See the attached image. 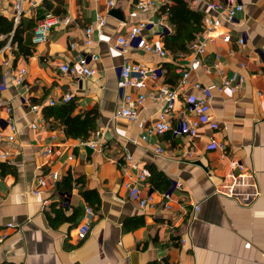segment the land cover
<instances>
[{"label":"crops","instance_id":"crops-1","mask_svg":"<svg viewBox=\"0 0 264 264\" xmlns=\"http://www.w3.org/2000/svg\"><path fill=\"white\" fill-rule=\"evenodd\" d=\"M139 1L116 0L111 9V0H32L16 19L15 0H0V17L13 21L14 27L36 25L48 12L70 20L53 30L46 43L32 41L29 57L18 55L9 42L0 51V101L11 104L18 131L9 143V117L0 111V149L12 156L0 163V239L5 236L0 264H264V0H239L244 10L236 24L217 16V27L208 36L203 34L206 4L190 1V8L203 16L199 35L206 47L198 56L190 55L188 47L178 65L135 49L125 54L116 49L119 39L140 22L149 23L144 36L167 49L161 34L163 27L173 31L167 16L137 11ZM113 11L120 20L110 16ZM98 17L106 21L102 28ZM157 22L161 26L153 28ZM89 28L94 31L88 47ZM241 35L246 37L243 49L236 44ZM82 55L99 57L90 64L94 77L61 73L63 65L75 64ZM217 59L224 75L245 80L238 93L216 91L223 78L212 67ZM126 63L160 69L162 83L175 89L189 69L192 80L212 90L197 138L167 134L142 141L163 109L150 100L138 121L115 118L123 95L117 70ZM22 70L25 86L14 80ZM67 94L74 97L69 104L74 116L97 114L96 131L87 140L67 137L61 122L49 115L50 101ZM186 94L201 95L193 88ZM31 106L40 107L39 114ZM40 118L45 120L42 130H31ZM95 138L101 151L87 144ZM213 141L222 149L213 148ZM47 146L53 147L50 157L43 155ZM157 148L165 153L157 154ZM152 167L171 183L183 185L171 192V211L164 209L163 192L152 187ZM52 173L60 175L59 181L33 194L38 180ZM141 173L148 178L138 188L140 197L152 195L154 210L142 209L126 188ZM84 192L93 196L91 204ZM86 208L95 218L81 240L77 229Z\"/></svg>","mask_w":264,"mask_h":264},{"label":"built area","instance_id":"built-area-1","mask_svg":"<svg viewBox=\"0 0 264 264\" xmlns=\"http://www.w3.org/2000/svg\"><path fill=\"white\" fill-rule=\"evenodd\" d=\"M163 0H140L135 8L139 12H157L161 6ZM195 3H204L207 6V14L204 18V32L206 36L210 35L217 27V16L222 17L225 21L230 24H236L238 15L243 12L244 8L239 0H196ZM31 4L32 0H15V17L19 19L24 12L25 5ZM116 0H111L110 8H114ZM97 22L100 28L104 27L106 21L103 17H98ZM70 20L60 19L52 13H46L43 18L37 23V26L33 32V44L40 45L48 41L50 33L61 25H69ZM161 26L160 22H157L154 26ZM149 29V23L140 22L133 26L127 34L119 39L116 49L120 53H127L129 50L135 49L146 54L157 56L162 60H168L171 63L176 62L177 65L186 56L179 54L175 58L171 56L170 52L162 45H158L148 40L144 36V32ZM164 29V31H163ZM93 29L89 28L85 33V45L91 46L93 43ZM161 34L168 33V29L163 27ZM202 35H199L196 40L190 44L189 52L190 55L198 56L204 53L206 43L201 41ZM224 40L229 43L231 42V35L227 34ZM8 44V47L10 46ZM239 49H243L246 46V37L241 35L237 42ZM75 48V46H72ZM99 57L82 55L78 58L77 62L72 65H63L60 68L61 73L72 77V78H92L96 75V70L90 67L91 62H98ZM213 69L221 72L223 75L221 84L217 86L216 91L223 93L229 91L232 94L238 93L245 80L240 77L237 79H231L227 75H224L221 69L219 60L213 64ZM244 67V66H243ZM210 73V70H207ZM120 91L122 97L120 99L122 105L116 112V119H126L129 122H136L141 116V108L147 100H150L156 104L162 106V111L158 114L156 121L153 125H150L146 130L141 140L144 142L149 141L154 137H162L167 134H171L176 138H187L190 141L198 137L199 131L203 122L207 119V111L209 109V103L213 96L212 90L204 87L201 83L192 80L191 71L185 70L182 73L181 80L178 84V88H172L167 84L162 83V71L160 69L148 68L142 64L126 63L117 70ZM26 70H22L19 75L16 76L15 83L17 85L25 86ZM2 84H0V88ZM193 88L197 90L201 95L193 96L186 94L188 89ZM134 91L127 93V91ZM74 97L70 94L65 95L59 100H52L49 103L50 107H57L59 105H67L73 102ZM31 111L39 114L40 107L31 106ZM0 111H3L8 117L7 127L10 128L11 134L8 137L9 143H14L17 135V128L12 119L13 108L10 103L0 101ZM193 117L194 119H191ZM45 125V120L40 118L37 122L31 125V130L38 131L42 130ZM1 139V136H0ZM98 138L88 142L95 151H101L102 145ZM212 147L216 149H222V146L215 141L212 142ZM100 149V150H99ZM157 154L163 155L164 149L157 148ZM43 155L50 157L53 155V147L47 146L43 149ZM9 152L2 151L0 149V163L8 162L11 159ZM129 161L133 170H137L138 166L130 158L126 159ZM147 175L141 173L132 183L126 184L127 190H129L131 197L138 200L139 205L144 210L156 209L157 202L152 195H148L145 198L140 197L139 186L147 182ZM60 179L58 173H52L46 177L40 178L37 182L36 187L33 190V194L40 195L49 188V184L52 182L56 184ZM2 178L0 177V184ZM182 190L183 185L181 183H173L172 187L168 192L162 193L161 197L165 201L164 209L171 211V192L175 190ZM195 211L199 210V207H194ZM95 218V213L91 208H86L85 217L83 223L77 229V237L81 240L85 239L90 231L91 225ZM11 227V226H10ZM5 239V236L2 237ZM1 238V239H2ZM0 239V240H1Z\"/></svg>","mask_w":264,"mask_h":264},{"label":"trees","instance_id":"trees-1","mask_svg":"<svg viewBox=\"0 0 264 264\" xmlns=\"http://www.w3.org/2000/svg\"><path fill=\"white\" fill-rule=\"evenodd\" d=\"M190 1L192 0H166V3L159 8L160 14L167 16L173 29L172 32L163 35L165 46L173 55L187 53L189 45L202 32L203 16L201 12L190 8ZM36 26L37 24L29 23L27 26L20 24L14 27L13 21L0 17V51L8 42H11V47L16 48L18 55L31 56L34 51L32 34ZM74 111V106L67 104L57 108L52 107L49 115L61 122L67 137L87 140L96 131L97 114L93 111L84 116H74ZM149 173L154 190L163 193L170 190L173 183L155 167L150 168ZM83 197L87 203L91 204V197L93 196L89 192H84Z\"/></svg>","mask_w":264,"mask_h":264},{"label":"water","instance_id":"water-1","mask_svg":"<svg viewBox=\"0 0 264 264\" xmlns=\"http://www.w3.org/2000/svg\"><path fill=\"white\" fill-rule=\"evenodd\" d=\"M110 16L120 20V16H119L118 12L113 11V12L110 13Z\"/></svg>","mask_w":264,"mask_h":264}]
</instances>
